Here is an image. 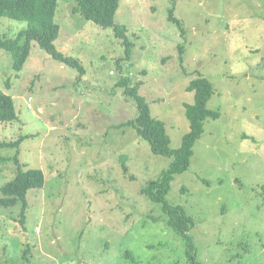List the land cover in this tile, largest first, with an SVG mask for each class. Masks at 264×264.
Returning <instances> with one entry per match:
<instances>
[{
  "label": "rangeland",
  "instance_id": "rangeland-1",
  "mask_svg": "<svg viewBox=\"0 0 264 264\" xmlns=\"http://www.w3.org/2000/svg\"><path fill=\"white\" fill-rule=\"evenodd\" d=\"M75 6L57 0L54 45L83 65L79 79L35 41L17 75L0 49V90L17 114L0 122V142L29 135L19 161L46 181L29 191L24 222L19 206L0 207V264H131L125 251L139 264H190L160 205L141 193L170 159L153 154L133 127L114 125L137 115L116 85L126 75L141 82L138 93L179 147L190 128L184 103L194 100L186 86L199 74L212 83L207 107L219 117L204 121L190 166L174 175L166 198L193 218L197 260L264 264V0H175L183 38L168 19L170 0H119L114 21L133 43L128 59L114 31ZM26 25L1 17L0 36ZM15 170L0 164V187Z\"/></svg>",
  "mask_w": 264,
  "mask_h": 264
},
{
  "label": "trees",
  "instance_id": "trees-1",
  "mask_svg": "<svg viewBox=\"0 0 264 264\" xmlns=\"http://www.w3.org/2000/svg\"><path fill=\"white\" fill-rule=\"evenodd\" d=\"M75 1L76 6L73 7V12L81 14L84 19L102 28H111L115 36L121 39L120 41L124 45L125 55L123 59H128L133 43L126 35L127 28L114 21L119 0ZM170 1L168 19L179 28L180 35L183 38L185 31L180 20L173 14L175 0ZM56 7L57 0H0V18L7 17L27 22L26 27L17 31L14 37L0 36V49L10 54L11 67L16 75L23 68L32 41L37 42L38 46L53 59L75 68L78 72L77 79L84 75L85 69L80 61L64 54L54 45V41L59 34V26L54 21ZM177 48L180 58L184 52V44H177ZM6 83L8 84V80H6ZM116 85L122 87L124 94L134 101L137 115L135 118L114 126L129 125L133 127L137 134L147 142L149 150L153 154L170 159L169 164L161 171L159 177L142 188L141 193L160 205L161 213L164 216L163 223L182 237L185 253L190 264H203L196 259L194 243L192 237L188 234V231L194 225L193 218L186 213L182 205L170 203L166 198V194L170 189V182L174 175L189 168L193 146L202 135L204 121L208 118L217 119L219 117V112L207 107V102L213 93L212 83L199 74V76L190 80L186 86V90L192 91L194 96L192 104L184 103L190 128L183 135L181 144L177 148L170 147V138L166 132L164 122L151 115L145 98L138 93L141 82H134L130 77L122 75ZM16 119L17 114L12 96L0 90V122H10ZM28 136L25 134L14 141L0 142V148H17L12 156L0 155V164L12 161L16 166L13 177L0 187V207L19 206V220L21 222H24L26 210L29 206L27 199L29 191L42 188L46 182L44 173L40 168H23L19 161V145ZM126 158L125 155L120 157L125 172L127 171V166L124 164ZM23 253L24 257H27L25 256L26 250ZM125 256L131 264H139L129 251H125Z\"/></svg>",
  "mask_w": 264,
  "mask_h": 264
}]
</instances>
